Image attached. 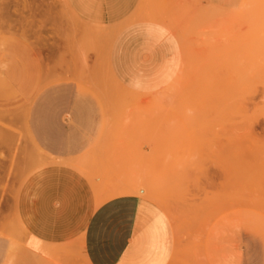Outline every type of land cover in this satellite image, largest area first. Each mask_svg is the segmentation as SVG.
Masks as SVG:
<instances>
[{
  "label": "rangeland",
  "instance_id": "rangeland-1",
  "mask_svg": "<svg viewBox=\"0 0 264 264\" xmlns=\"http://www.w3.org/2000/svg\"><path fill=\"white\" fill-rule=\"evenodd\" d=\"M5 3L19 5L21 15L13 8L9 16L22 22L10 18L11 33L0 30V236L33 237L23 231L30 216L57 240L41 254L50 264H88L81 246L87 216L139 189L167 217L169 264H264V0ZM141 26L159 39L148 55L155 74L139 76L144 92H135L117 82L109 61L126 54L122 31ZM32 54L44 77L34 102L68 83L99 106L97 126L87 129L95 141L80 157L46 154L33 134V100L21 90L17 100L4 82ZM28 56L25 67L35 71ZM97 78L108 88H98L104 81ZM79 162L88 169L77 171ZM63 232L71 235L66 241Z\"/></svg>",
  "mask_w": 264,
  "mask_h": 264
},
{
  "label": "crops",
  "instance_id": "crops-1",
  "mask_svg": "<svg viewBox=\"0 0 264 264\" xmlns=\"http://www.w3.org/2000/svg\"><path fill=\"white\" fill-rule=\"evenodd\" d=\"M122 34L128 42L126 54L120 60L109 61L110 70L123 87L144 92L138 77H145L150 69L155 74L148 55L157 46L158 35L147 26L127 28ZM34 58L32 54L35 71L28 72V66L26 69L25 64L22 66L18 93L21 90L33 100L30 118L36 141L46 154L55 158L80 157L86 153L88 144L95 141L96 135L87 129L97 126L98 115L93 112L100 111L99 106L87 101L88 94L80 87L68 83L50 86L34 102L43 84L41 62ZM25 61L27 56L26 59L22 56V63ZM162 212L138 195L116 197L95 207L82 229L81 246L86 261L89 264H169L174 250L173 233ZM60 223L65 226V220ZM23 224L28 235L42 240L46 247L57 242L49 230L39 229L30 216ZM70 237L63 232L65 241ZM0 264H50V261L31 251L25 240L0 236Z\"/></svg>",
  "mask_w": 264,
  "mask_h": 264
},
{
  "label": "bare ground",
  "instance_id": "bare-ground-1",
  "mask_svg": "<svg viewBox=\"0 0 264 264\" xmlns=\"http://www.w3.org/2000/svg\"><path fill=\"white\" fill-rule=\"evenodd\" d=\"M18 1H19V3H20V0H18ZM30 1H32V0H30ZM33 2H35V1H33ZM16 3H17V1H16ZM19 3H18V4H19ZM3 4H4V3H3ZM14 4H15V1H14ZM12 5H13V4H11V3H5V5H1V4H0V25L3 27L4 24H1V22L4 21V20H5L6 22L9 21L8 24L5 22V24H7V25H4L3 28H4V29L7 28V30L10 31V33H11L12 30H10L11 27H10L9 24H11L12 22L14 23V21H19V20H20V23L22 22L21 19H17V18H20L19 15H21V14H19V12H18V11H19V5H17V4H16L17 6H16V5H13V6H12ZM32 5H33V4H32ZM15 6H16V7H15ZM23 6H24V5H23ZM34 6H35V5H34ZM17 7H18V8H17ZM13 8H15L16 12H18L19 15H18V14H17V15H18L19 17H17V15H15L16 12L14 13V18L9 16V15H11L10 13H13V12L15 11V10H13ZM16 8H17V9H16ZM23 8H26V7H23ZM29 9H31V8H29ZM54 9H55V8H53V9L51 8L52 11H53ZM31 10H32V9H31ZM24 11H25V10H23V12H24ZM26 11H27V10H26ZM44 12H45V11H44ZM48 12L50 13V11H48ZM63 12H65V11L63 10ZM33 13H34V12H33ZM46 13H47V12H46ZM54 13H55V12H53V14H54ZM28 14H29V13H28ZM36 14H37V13H36ZM44 14H45V13H44ZM44 14H43V15H44ZM53 14H51V15H53ZM56 14H57V13H56ZM25 15H26V14H25ZM25 15H24V17L22 16L23 19L25 18ZM12 16H13V15H12ZM26 16H27V15H26ZM7 17H9L8 20L6 19ZM15 17H17V18L15 19ZM22 17H21V18H22ZM33 17H34V16H32V18H33ZM48 17H49V15H48ZM52 17H53V16H52ZM52 17H51V18H52ZM10 18H11V20H12V18L15 19V20H14V21L12 20V22H10V21H11ZM34 18H35V17H34ZM40 18H41V17H40ZM42 19H44V18H42ZM49 19H50V18H49ZM52 19L54 20V18H52ZM33 20H34V19H33ZM47 20H48V19H47ZM47 20H46V21H47ZM23 21H24V20H23ZM36 21H37V20H36ZM46 21H45V22H46ZM49 21H50V20H49ZM33 22H34V21H33ZM52 22H53V21H52ZM16 24H17V22H16L15 24H12V27H16V28H17V26H18V27L21 26V24L18 25L19 22H18L17 25H16ZM30 24H31V23H30ZM39 24H40V23H39ZM8 25H9V26H8ZM1 26H0V28H2ZM48 26H49V25H48ZM8 27H9V28H8ZM28 27H29V26H28ZM42 27H43V26H42ZM16 28H15V30L18 29V28H17V29H16ZM20 28H22V27H20ZM45 28H46V27H45ZM94 28L97 29V27H94ZM43 29H44V28H43ZM0 30H2V32H3V31H6V29H5V30L0 29ZM23 30H24V28H23ZM65 30H67V29L65 28ZM8 31H7V32H8ZM34 31H35V30H34ZM19 32H21V29H20V31H18V33H19ZM70 32H73V31H69V33H70ZM13 33L15 34V33H17V32L14 31ZM18 33H17V35L15 34V36H16L17 38H18V35H19ZM74 33H75V32H74ZM74 33H73V35H74ZM2 34H3V33H2ZM31 34H32V33H31ZM39 34H40V33H39ZM39 34H38V35H39ZM41 34H42V33H41ZM63 34H64V33H63ZM0 35H1V32H0ZM83 35H85V34H83ZM77 36H78V35H77ZM81 36H82V35H81ZM97 36H98V35H97ZM32 37H33V36H32ZM39 37H40V36H39ZM62 37H64V36H62ZM65 37H68V35L66 34ZM71 38H72V37H71ZM76 38H77V37H76ZM84 38H85V37H83V39H84ZM69 39H70V38H69ZM74 39H75V37H74ZM86 39H87V38H86ZM35 40H36V39H35ZM67 40H68V39H67ZM36 41H37V40H36ZM77 41H79V40H77ZM74 42H75V41H74ZM83 42H84V41H83ZM113 42H114V41H113ZM113 42H112V44H113ZM102 43H103V42H102ZM71 44H72V42H71ZM112 44H111V47L113 46ZM87 45H88V44H87ZM76 46H77V45H76ZM74 47H75V46H74ZM110 50H111V49H110ZM17 53H18V51H17ZM29 54H30V53H29ZM29 54H28V55H29ZM28 55H27V56H28ZM18 56H19V54H18ZM20 56H21V55H20ZM20 56H19V57H20ZM28 57H29V56H28ZM108 57H109V56H108ZM24 58H25V56H24ZM20 59H21V58H20ZM27 59H28V58H27ZM29 59H30V58H29ZM108 59H109V58H108ZM30 60H31V59H30ZM18 62H19V61H18ZM259 62H260V61H259ZM15 63H16V62H15ZM20 63L22 64V59L20 60ZM27 63H28V62H27ZM18 64H19V63H18ZM23 64H25V63H23ZM23 64H22V65H23ZM31 64H32V62L30 63L29 66H31ZM259 64H260V66H261V65L264 64V63H261V62H260ZM16 65H17V64H16ZM26 65H28V64H25L24 66H26ZM255 65H257V63H256ZM17 66H18V65H17ZM251 66H252V64H251ZM251 66H250V67H251ZM32 67H33V66H32ZM28 68H29V67H28ZM255 68L258 69L259 66H257V67L254 66V70H253V72H254V71H255V72H258L259 70L255 69ZM263 68H264V66H263ZM25 69H26V67H25ZM252 69H253V68H252ZM252 69H251V70H252ZM29 70H30V68H29ZM34 70H35V69H34ZM73 70H74V71L77 70V73H80V72H81V71L79 72L78 69H72V71H73ZM80 70H81V69H80ZM83 70H84V69H83ZM83 70H82V73H80L81 76H82V74L84 73ZM251 70H250V71H251ZM74 71H73V72H74ZM106 71H107V69H106ZM262 71H263V69L261 70V68H260V72H261V73L258 72V75H259V74L262 75V74L264 73V72H262ZM87 72H90V71H87ZM74 73H75V72H74ZM85 73H86V72H85ZM90 73H91V72H90ZM90 73H89V75L91 76ZM12 74H13V76H11V80H10L11 83L8 82L6 79L4 80V82H5L6 85L10 86L11 90L14 91L15 96H16V98H17V100H18V99H19L18 87L20 86V82H21V79H20L21 76H20V74H22V66H19V67H16V68H15V64H14V70H13ZM93 74H94V72H93ZM108 74H109V73H108ZM83 75H86V74H83ZM89 75L87 74L86 76H83L82 78H85V77H86V80H88V79L90 80V78L88 77ZM101 75H102V73H101ZM253 75H255V74H253ZM256 75H257V73H256ZM256 75H255V77H256ZM42 76H43V74H42ZM103 76H105V75H103ZM70 77H71V76H70ZM70 77H69V78H70ZM100 77H102V76H99V78H100ZM263 77H264V74H263ZM43 78H44V77H43ZM43 78H41V81H42ZM92 78H93V79H92ZM99 78H97V79H99ZM105 78H107V76H105ZM108 78H109V77H108ZM257 78H259V77H257ZM110 79H111V78H110ZM91 80H92V81H95V80H94V76H91ZM99 80H100V79H99ZM108 80H109V79H108ZM262 80H263V79H262ZM97 81H98V80H97ZM103 81H104V82H103ZM254 81H255V80H254ZM89 82L91 83V81H89ZM101 82L104 83V84L102 83V85H104V87L101 86ZM97 83L101 86V87L97 86L98 88H101V89H102V88H105V89H106L107 86H106L105 84H107V81L105 82V80H102V81L100 80V83H99V82H97ZM97 83H96V85H98ZM5 84H4V85H5ZM93 85H94V84H93ZM108 85H109V84H108ZM2 86H3V85H2ZM94 86H95V85H94ZM94 86H93V87H94ZM107 88H108V87H107ZM2 92H3V91H2ZM109 92H110V90H109ZM99 93H100V92H99ZM103 93H104V92H103ZM3 94H5V93H3ZM104 94H105V93H104ZM7 95H8V94H7ZM105 95L107 96V94H105ZM227 97H228V96H227ZM108 99H109V98H108ZM108 99H107V100H108ZM11 101H12V100H11ZM6 104H7V103H6ZM9 104H10V103H9ZM1 105H2V104H1ZM3 105H4V104H3ZM7 108H8V107H7ZM0 114H2V113L0 112ZM2 117H3V116H2ZM2 117H1V119H2ZM0 123H1V122H0ZM0 132H1V131H0ZM1 134H2V133H1ZM89 160H90V159H89ZM1 161H2V160H1ZM83 161H84V160H83ZM85 161L87 162L88 160H85ZM2 163H3V162H2ZM26 163L28 164V162H26ZM82 163H84V164H81L80 162H79V164L77 163V166H78V167H76V168H77V171H78V168H79V170H80L81 168L85 169V166L87 167V165H89L88 163H90V165H91V161L88 162V163H85V162H82ZM27 164H25L23 167H25ZM80 164H81V167H79ZM85 164H86V165H85ZM47 165H48V164H47ZM50 165H51V164H50ZM53 165H54V164H53ZM56 165H57V164H56ZM59 165H60V164H59ZM67 165H68V164H67ZM73 165H75V164H73ZM82 165H83V166L85 165V166L83 167ZM48 166H49V165H48ZM63 166H64V165H63ZM67 167H68V166H67ZM71 167H72V166H71ZM74 167H75V166H74ZM87 169H88V167H87ZM81 171H82V170H80V172H81ZM84 171H85V170H84ZM84 171H83V172H84ZM85 172H86V171H85ZM111 174H112V173H111ZM109 178H110V177H109ZM104 179H105V178H104ZM104 179H101V180H104ZM110 180H111V179H110ZM105 181H106V180H105ZM107 181H109V180H107ZM0 182H1V181H0ZM102 183H103V182H102ZM112 183H113V182H112ZM105 184H106V182H105ZM113 184H114V183H113ZM125 184H126V183H125ZM130 184H131V183H130ZM127 185H129V184H126L125 187H126ZM131 185H132V184H131ZM101 186H102V185H101ZM107 186H108V185H107ZM123 186H124V185H123ZM114 187H115V186H114ZM130 187H132V186H130ZM119 188H121V187H119ZM104 189H105V188H104ZM107 190H110V189H107ZM153 190H154V189H153ZM105 191H106V190H105ZM140 191H141V190H139V189H132V190H130V191L128 192V196H136V195L140 196V195H139V194H140ZM143 191H144V193H145L146 190L144 189ZM150 191H151V190H150ZM155 191H156V190H155ZM155 191H154V192H155ZM157 191H158V190H157ZM2 192H3V190H2ZM106 192H108V191H106ZM112 192H113V191H112ZM158 193H159V192H158ZM147 194L149 195V193H147ZM150 194H152V193H150ZM153 194L155 195V193H153ZM144 195H145V194H144ZM145 196H146V195H145ZM150 196H152V195H150ZM161 196H163V195H161ZM97 197H98V196H97ZM112 197H113V196H112ZM141 197H142V196H141ZM154 197H156V196H154ZM158 197H159V196H158ZM258 197H259V196H257V198H258ZM109 198H110V197H108L107 199H109ZM249 198L251 199V197H249ZM261 199H262V197H261ZM261 199H259V200H261ZM263 199H264V198H263ZM163 202H164V201H163ZM259 202H260V201H259ZM263 203H264V201H263ZM112 210H113V209H112ZM168 210H169V209H168ZM2 214H3V212H2ZM106 225H107V224H106ZM23 231H25V229H24ZM25 233H26V232H25ZM15 239L18 240V241H19V240H22L20 237H15ZM16 240H15V241H16ZM26 242H27V243H26L27 246H28V247H29L34 253H37V254L40 253V255H41L42 253H44V252L47 251V250H48V251L45 252V253H46V254L50 253V249L44 245V243H43L42 240H40V239H38V238H36V237L28 238V240H26ZM52 245H53V244H52ZM51 251H52V250H51ZM46 254H45V255H46ZM48 255H49V254H48ZM86 259H87V256H86ZM88 264H89V263H88Z\"/></svg>",
  "mask_w": 264,
  "mask_h": 264
}]
</instances>
